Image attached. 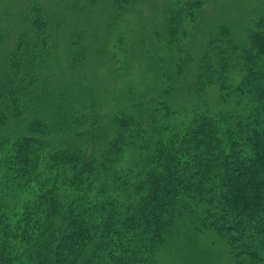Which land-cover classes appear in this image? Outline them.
<instances>
[{"label": "trees", "instance_id": "trees-1", "mask_svg": "<svg viewBox=\"0 0 264 264\" xmlns=\"http://www.w3.org/2000/svg\"><path fill=\"white\" fill-rule=\"evenodd\" d=\"M152 2L156 59L112 35V54L95 46L124 81L114 105L88 81L92 37L49 35L30 9L0 66V264H159L183 226L264 264V12L241 48L226 25L196 35L205 0H89L111 21ZM130 55L151 75L138 90Z\"/></svg>", "mask_w": 264, "mask_h": 264}, {"label": "rangeland", "instance_id": "rangeland-1", "mask_svg": "<svg viewBox=\"0 0 264 264\" xmlns=\"http://www.w3.org/2000/svg\"><path fill=\"white\" fill-rule=\"evenodd\" d=\"M150 5L154 8H150ZM150 5L142 6L134 13L111 21V7L108 4L92 6L89 0H0V66L7 60L18 36L25 35L30 27V9L33 6L40 7L47 22L49 35H86L88 38L92 37L91 41L93 39L96 42L91 43L95 56L90 59L86 70L88 74L90 73L88 81L99 94L101 102L114 105L121 97L120 89L124 86V81L121 79L112 81L108 77V71L105 73L106 76L101 75L106 68L100 67L95 46L98 48L105 46L104 36L112 35L114 43L124 38L123 52L130 51L132 54L130 43L135 41L142 54L156 59L162 44L160 45L153 35L156 31L163 32V11L158 5L156 7L154 2ZM263 12L264 0H205L203 15L198 19L196 35H205V32L209 31L214 35L220 26L226 25L235 42L241 48H247L249 31L256 18ZM204 39L195 40L196 53L202 51ZM65 41L67 45V38ZM145 44V50L141 49ZM106 48L108 54L116 50L112 46ZM130 58L131 69L135 70V73L131 71L126 82L132 83L138 90L144 77L151 75L148 69L143 68L147 67L146 61L137 63L136 59H133L135 55H130ZM132 61L137 64L132 66ZM58 66H61L59 72L62 74L65 69L61 59L56 69ZM110 110L112 111V108ZM161 256L159 264H237L226 243L214 233L196 231L188 226L174 231Z\"/></svg>", "mask_w": 264, "mask_h": 264}]
</instances>
